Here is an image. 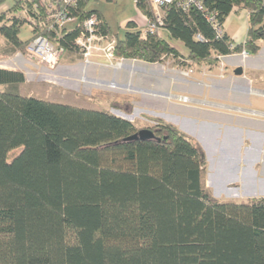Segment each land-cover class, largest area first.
Returning <instances> with one entry per match:
<instances>
[{
  "label": "trees",
  "instance_id": "trees-1",
  "mask_svg": "<svg viewBox=\"0 0 264 264\" xmlns=\"http://www.w3.org/2000/svg\"><path fill=\"white\" fill-rule=\"evenodd\" d=\"M89 2L78 0L77 22L59 40L68 51L91 15L116 38L118 60L215 67L223 57L258 55L264 41V0H203L222 24L235 8L248 11L241 44L217 38L201 11L175 6L165 12L166 38H142L129 22L120 39ZM28 7L20 0L0 14L11 53H26L32 40L20 39L27 18L16 17ZM136 7L152 16L145 0ZM25 81L0 68V86H11L0 90V264H264V198L216 200L203 185L207 160L194 139L157 120L154 140L121 142L141 130L105 111L25 96Z\"/></svg>",
  "mask_w": 264,
  "mask_h": 264
},
{
  "label": "rangeland",
  "instance_id": "rangeland-1",
  "mask_svg": "<svg viewBox=\"0 0 264 264\" xmlns=\"http://www.w3.org/2000/svg\"><path fill=\"white\" fill-rule=\"evenodd\" d=\"M16 1L20 0H5L6 3L0 9V14L3 13V11H8ZM88 11L98 12L110 28L111 32L114 35H117L120 39L124 38L127 32L126 26L129 22L137 23L138 29L141 31L146 28V20L144 18V15L137 9L135 0H90L88 5ZM24 16V14L16 15V17L19 19L25 18ZM69 28H73V25H70ZM230 34L233 35L232 32ZM160 36L162 38L167 37L165 31H161ZM31 37L32 32L29 27L25 25L21 29L20 39L22 41H29ZM171 45L176 48L179 53H181V55L187 56V51L182 44H179L178 42H171ZM10 49L11 47L6 44L5 40L0 38V60L9 59L11 63L15 66L17 71L22 72L25 75V78H27L25 83L23 84V87L21 88L23 95L33 97L39 100L72 105L79 108L105 111L114 116L132 122L139 130H149L151 128H154L157 125L158 118H161L168 121H175L176 124L179 125L176 127L186 135H188L189 133L194 134L184 129V124L185 126L187 125L186 127H189L188 123L185 120V117L183 118L181 116H178V119V117L173 115V112L170 111V109L165 108L159 110L158 107H156V100H154L149 95L143 96L142 94H140L141 92L139 91V89L144 88L149 91H155L156 94H165L174 89L178 90L179 87L177 86V80H179V76H177L176 73L180 75V79H182L181 77H183L186 79L191 78L192 80H195L193 78L196 77L200 81L199 83L202 82L201 85H203L204 87L201 100H203L204 102L196 101V99L192 97L194 95H192L191 93L189 94V91L187 94H175L177 96L171 97L169 100L173 103H178L182 105L198 104L199 106L201 105L221 108L220 106H217V104L235 105L236 103H234L233 98L236 96L239 97L243 94L246 98L248 97L254 108H258V110L264 111V98H257L252 95L248 96L249 88L251 86L257 87L259 77L261 76V74H264V52L260 53V55L257 57H247V53H242V56L247 58H238V63H234L235 61H229V59L223 60V67L221 66V63H219L218 66L215 67H209L207 65L193 67L186 65L181 66L176 63L174 59L168 58L163 63L153 64L155 67L151 68L150 71L152 78L150 76L145 75L141 76V73L139 71H135L134 77H130L129 79L135 91H130L128 89L130 87H124L127 84L125 83V81L120 83L121 88L119 90L115 88L110 90L106 89L107 87H99V85H97L95 82L97 80L100 81L101 78H93L90 75L92 71L96 70L95 72H97V69L93 67L88 70V73L86 72L87 74H84L83 72H78L77 69L78 67H80V64L78 63L79 61H82L79 54L80 51H78L79 48H75L71 51H68L67 54L62 57L61 62L55 71H48L42 65H38L35 62L30 63L29 61H27V52L11 53L9 52ZM99 56L100 54L95 55V57ZM94 60L99 61L98 59ZM121 61V59L118 60V62ZM121 63H123L124 67L126 66V60H123V62ZM94 65L99 67L103 64ZM241 66L244 67L247 71L248 77L245 78L243 76L235 75L236 69ZM60 69H62V71L71 69L70 71L73 72L62 73ZM110 70L124 72L126 71L124 68H121L119 70ZM161 70H163V73H161ZM191 70L192 74L190 75V78L180 74V72L188 73ZM100 74H106V72L101 71ZM160 74H163L164 77H166L163 79H158L156 76H159ZM127 76L129 77V74L123 75V77ZM167 76H169V78ZM210 77H216L219 79H223L224 77L226 79H236L241 82L244 86H242V90H240L241 88L238 89L234 87L231 89L225 88L228 91L220 90L223 91L220 96H225L227 99H223V97L217 98L216 96L214 97L211 94L213 88H209L212 85V83L210 82ZM250 80H252L255 85L251 83ZM106 83L112 84L114 82L105 81L104 84ZM10 87L11 86H0V90H7ZM157 97L158 99H163V97H160L159 95ZM184 98L193 99V101H191L192 103H189L188 100L185 101ZM135 101L138 104L136 105L135 109H132L130 103ZM237 110L241 111L242 109ZM249 115L252 114H250L249 112ZM192 120L194 121V125H198V127H203L205 125V121H203L202 119L200 120L199 117L197 120ZM199 134L203 136V134H201L200 132ZM19 152L20 151L17 150L10 153L9 159L12 160L15 156L19 154ZM249 201L250 200H241L234 202L247 203Z\"/></svg>",
  "mask_w": 264,
  "mask_h": 264
},
{
  "label": "crops",
  "instance_id": "crops-1",
  "mask_svg": "<svg viewBox=\"0 0 264 264\" xmlns=\"http://www.w3.org/2000/svg\"><path fill=\"white\" fill-rule=\"evenodd\" d=\"M248 19L249 13L247 10L235 8L224 23L226 34L236 44L244 43L247 37L249 26ZM231 32L233 35L230 34ZM259 44L261 46L260 53H262L264 52V41H260ZM260 53L256 56L247 54V57H257ZM247 57H243L242 54H234L225 57L224 60L229 59V61H235L234 63H238V58L245 59ZM78 64H80V67H78L77 71L80 73H88V70L91 67L97 69V72H95L96 70L94 69L95 71H92L90 75L93 78H101V80H103H97L95 82L99 85V87H107L106 89L112 90L114 88H111V86H115L117 87L116 89L119 90L121 88L120 83L125 81L127 84L124 87H130L128 88L130 91H135L131 81L129 80L130 77H134L135 71H139L141 76L145 75L151 77V68L155 67L153 64L126 60V66L124 67L126 71L124 72L112 71L108 68L101 66L98 67L95 65L86 67L82 61H79ZM0 68L17 71L9 59L0 60ZM241 68L243 69L242 76L245 78L248 77L245 68L242 66ZM60 70L62 73L73 72L70 71L71 69L63 71L62 69ZM101 71L106 72V74H100ZM161 73H163V70H161ZM125 74H129V77H123ZM176 75L179 76V80H177V86L179 87L178 90L174 89L165 94H156L155 91H149L144 88L139 89V91L143 96L149 95L156 100V107H158L159 110L165 108L170 109L174 116L185 117L189 127H186L187 125L185 126L184 124V129L194 133H189L188 136L194 139L202 147L206 155L207 166L202 180L204 187L216 200L220 202H234L264 198V119L249 115V112L264 113V111L254 108L248 97L246 98L243 94L239 97L236 96L233 98L234 103H236L235 105L214 103L221 108L199 106L198 104L182 105L173 103L169 101L171 97L177 96L175 95L177 93L187 94L189 91V94L191 93L194 95L192 97L195 98L196 101H203L201 100V96L203 95L204 86L201 85L202 82L199 83L200 81L198 78L192 77L195 80H192L191 78L190 80L181 77L182 79H180V75L177 73ZM156 77L158 79H163L166 76L164 77L163 74H160ZM167 77L169 78V76ZM210 78L212 85L209 88H213L211 94L217 98L223 97V99H227L225 96H220L223 92L220 90H227L233 87L238 89L241 88L240 90H242V86H244L236 79H226L225 77L223 79L216 77ZM105 81H113L114 83L104 84ZM250 82L255 85L252 80H250ZM22 87L23 84L20 86V90ZM158 95L163 97V99L160 97V99H158ZM251 95L257 98H264V74H261L259 77L257 87L251 86L249 88L248 96ZM137 104L138 103L136 101L131 102L130 106L132 109H135ZM237 109L242 110L240 111ZM198 117L200 120L202 119L205 121V125L203 127L194 125V121L192 119L197 120ZM158 120L172 125L174 124L175 127L179 126L173 120L168 121L161 118H158ZM199 132L203 134V136H201Z\"/></svg>",
  "mask_w": 264,
  "mask_h": 264
},
{
  "label": "built area",
  "instance_id": "built-area-1",
  "mask_svg": "<svg viewBox=\"0 0 264 264\" xmlns=\"http://www.w3.org/2000/svg\"><path fill=\"white\" fill-rule=\"evenodd\" d=\"M28 9L23 13L27 18V26L32 32V40L27 46L26 59L30 63H37L44 66L48 71H55L59 66L62 57L68 50L60 44L59 40L65 36V29L70 25H75L77 17L73 14L78 6V0H27ZM141 0H135L136 6ZM152 10V16H144L146 20V28L142 30V38H146L148 34H160L164 27L165 12L170 6H175L183 11L197 9L201 11L207 22L211 25L217 38H222L226 34L225 26L222 24L217 15L209 11L203 0H145ZM31 11V12H30ZM100 20L97 15H91L86 18L79 36L74 41L75 48H79L80 57L84 65H100L101 67L119 70L123 66V59L118 62L115 55L116 38L105 35L100 29ZM48 31L51 36L39 34L41 31ZM197 39L203 41L201 36ZM100 54L99 57H95ZM221 58V66L223 60ZM94 59H98L96 61ZM101 60V61H100ZM103 60V61H102ZM101 62V63H99ZM185 77L190 78V72H180ZM192 103L193 99L184 98ZM255 117L264 119V113L250 112Z\"/></svg>",
  "mask_w": 264,
  "mask_h": 264
},
{
  "label": "water",
  "instance_id": "water-1",
  "mask_svg": "<svg viewBox=\"0 0 264 264\" xmlns=\"http://www.w3.org/2000/svg\"><path fill=\"white\" fill-rule=\"evenodd\" d=\"M235 75L236 76H242L243 75V69L241 67L237 68L235 71ZM154 140V135L151 131L149 130H141L139 131V133H137L136 135L127 138L126 140H123L121 142H131V141H135V140Z\"/></svg>",
  "mask_w": 264,
  "mask_h": 264
},
{
  "label": "bare ground",
  "instance_id": "bare-ground-1",
  "mask_svg": "<svg viewBox=\"0 0 264 264\" xmlns=\"http://www.w3.org/2000/svg\"><path fill=\"white\" fill-rule=\"evenodd\" d=\"M121 68H124V66L120 67L119 69H121ZM111 88H115V89H116L117 87H115V86H111Z\"/></svg>",
  "mask_w": 264,
  "mask_h": 264
}]
</instances>
